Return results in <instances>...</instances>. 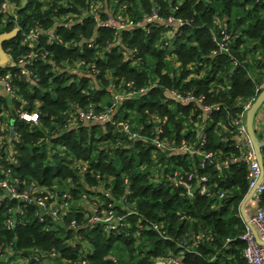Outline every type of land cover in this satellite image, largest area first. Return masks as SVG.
<instances>
[{
    "label": "trees",
    "instance_id": "trees-1",
    "mask_svg": "<svg viewBox=\"0 0 264 264\" xmlns=\"http://www.w3.org/2000/svg\"><path fill=\"white\" fill-rule=\"evenodd\" d=\"M92 5L100 22L120 13L136 23L158 10L186 25L180 37L161 25L98 27ZM17 25L23 33L4 43L12 66L0 65L15 90L0 91V182L18 179L52 198L41 220L36 203L3 198L0 187V264H157L181 254V264H248L239 216L248 165L234 120L263 90L264 0H0V34ZM31 31L37 47L23 42ZM172 90L202 102L181 103ZM129 92L114 119L138 138L77 116ZM211 105L223 109L207 117L202 106ZM184 142L212 161L201 168L204 156L180 151ZM175 172L208 176L211 195L190 196L170 180ZM110 212L121 218L115 229L91 223Z\"/></svg>",
    "mask_w": 264,
    "mask_h": 264
},
{
    "label": "built area",
    "instance_id": "built-area-1",
    "mask_svg": "<svg viewBox=\"0 0 264 264\" xmlns=\"http://www.w3.org/2000/svg\"><path fill=\"white\" fill-rule=\"evenodd\" d=\"M101 6V5H100ZM8 7V3L5 1L2 5L3 11ZM90 14L94 17V20L97 22V26H110L117 30H123L133 26H145L147 31H152L155 26L161 25L166 29V33L168 35L180 37L183 35V28L186 25V21L182 18H178L175 16H163L159 13L158 10H154L152 13L146 15L142 20L138 22H132L129 20H125L122 15L119 13L116 16H110L108 19L100 22L101 14L97 6L90 7ZM84 21V18H81V22ZM21 33H23L22 27ZM65 27H68V24H64ZM56 31L54 30L51 35L48 37L49 42H52L56 38ZM216 41V37L214 38ZM23 42H31L35 43V47L39 46L41 41L37 35L31 31L29 34H25ZM169 42H167L168 44ZM219 51L221 53L226 52L229 53V36H225L221 41H217ZM81 65L87 66L93 72L95 71L94 65H86V63L82 62ZM23 75H29L30 71L27 69L23 62ZM0 88L8 94H14L15 90L11 86V77L7 75L3 78L0 77ZM130 86V84H128ZM260 89H264V85L260 86ZM135 92H129L126 94L118 93L115 95V102L111 107H109L104 112H95L93 109L88 111L79 110L78 118L85 121H92L98 123H113L132 138H138L139 135L131 130V127L128 122H119L117 123L114 119V115L117 109V105L121 100H124L126 97H130L135 95ZM170 95L181 103H190L191 101L196 100L198 103H201V99H196L193 95H183L179 91L172 90L170 91ZM256 99V98H255ZM255 99L245 105L244 111L235 118L234 125L240 135V143L243 147L246 148V152L244 153V160L248 165V182L249 188L247 193L245 194L243 200L240 203L239 208V216L245 226V233L241 237V240L246 244L244 249V257L247 259L248 264H264V208L260 206V202L264 195V170L262 168V164L260 161V156L255 149L250 136L247 130V111L251 107L252 103ZM223 107L219 105H211V106H202V110L204 114L209 117L212 113L221 111ZM24 118H33L35 115H28L26 113H21ZM4 128L3 130H5ZM11 134L13 128L10 129ZM152 144L161 150H169L171 145L166 139H160L155 137L152 139ZM204 143H202L203 145ZM180 151L190 153H198L204 156V161L201 164V168H205L207 162L212 161V154L205 153L199 150H190L189 147L184 142L182 146L179 148ZM264 161V155H263ZM170 180L175 186H183L186 190V193L190 196H194V194H199L201 196H210L211 191L209 189L210 178L206 175H200L198 177H194L192 174H189L187 178L179 177V173L175 172ZM0 187L3 190V198H8L9 200H17L26 203H36L39 206L40 212L38 213L43 219V214L48 210L47 202L52 196L45 195L39 196L37 193L41 191L40 188L35 187L34 185H29L26 188L20 187V182L18 179L10 180L3 179L0 182ZM65 197H69L65 195ZM225 194L221 193L220 198H224ZM1 203V199H0ZM62 209L66 210L67 204H63L60 206ZM49 211V210H48ZM52 215L61 219L60 209L51 210ZM121 221V218L115 217L112 212L106 214L102 217H94L91 221L92 224H98L102 222L105 225L107 230L115 229L116 222ZM13 225V221L10 219L8 221V226L11 227ZM200 239V238H198ZM184 259V255L181 254L177 258L172 259L171 261H158L161 264H181V261Z\"/></svg>",
    "mask_w": 264,
    "mask_h": 264
},
{
    "label": "water",
    "instance_id": "water-1",
    "mask_svg": "<svg viewBox=\"0 0 264 264\" xmlns=\"http://www.w3.org/2000/svg\"><path fill=\"white\" fill-rule=\"evenodd\" d=\"M20 33H21V28L15 26L11 31L0 34V65L1 66H6V65L12 66V63H10V57L4 48V43L10 40L17 39ZM263 105H264V89L259 93L258 97L255 99V101L252 103L251 107L247 111V130L250 139L260 156V161L262 164V168L264 170V161H263L264 142L258 138L255 128L256 115ZM13 134H14V130H12V135ZM13 202L16 203L17 201L13 200Z\"/></svg>",
    "mask_w": 264,
    "mask_h": 264
},
{
    "label": "crops",
    "instance_id": "crops-1",
    "mask_svg": "<svg viewBox=\"0 0 264 264\" xmlns=\"http://www.w3.org/2000/svg\"><path fill=\"white\" fill-rule=\"evenodd\" d=\"M2 88H0V91ZM255 128L258 138L264 142V105L258 111L255 119Z\"/></svg>",
    "mask_w": 264,
    "mask_h": 264
},
{
    "label": "rangeland",
    "instance_id": "rangeland-1",
    "mask_svg": "<svg viewBox=\"0 0 264 264\" xmlns=\"http://www.w3.org/2000/svg\"><path fill=\"white\" fill-rule=\"evenodd\" d=\"M116 16V15H115ZM157 264H161V262H157Z\"/></svg>",
    "mask_w": 264,
    "mask_h": 264
}]
</instances>
